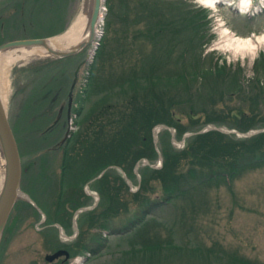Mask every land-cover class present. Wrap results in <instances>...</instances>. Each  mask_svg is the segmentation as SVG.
<instances>
[{"label": "trees", "instance_id": "1", "mask_svg": "<svg viewBox=\"0 0 264 264\" xmlns=\"http://www.w3.org/2000/svg\"><path fill=\"white\" fill-rule=\"evenodd\" d=\"M11 1L12 4H19V8L16 6L17 8L11 9L13 15L19 12L24 18H6V22L15 19L21 24L24 33L29 35L32 34L30 18L32 19V13L36 14L35 10L38 11L36 15L38 18L49 14L50 16H47L52 21L62 22L61 28L48 30L47 35L37 37H50L63 32L68 26L65 19L68 17L72 19V15L66 17L69 13V0ZM115 1L107 0L109 9L105 17V32L96 51L93 74L95 68L101 67V62L103 63L109 54L110 44H113L115 39L123 44L124 37H127L124 30L116 29L118 24L116 22L119 18L125 24L126 20L123 18H129L133 9L127 11L129 0H119L125 11L123 14L120 11L118 13ZM140 1L143 19L149 23L147 30L144 33L140 31L141 35L134 37V40L137 45L139 43L143 46L152 45V51L147 49L148 53L144 54L146 48L141 47L140 51L143 52L139 53L138 57H131L128 75L120 74L112 79L114 74L110 73L106 75V79L105 75L101 78V96L91 108L90 121L87 123L86 119L80 122L81 127L74 133L75 135L73 134V139L70 138L66 143L68 145L73 141L74 144H79L78 148L83 151L81 155H76L77 162L74 165L63 167L69 172L78 163L82 165L90 163L92 179L104 169L118 166L133 179L138 162L148 160L155 163L158 159L159 152L153 139V130L157 125L174 127L177 136L184 133L181 118L177 116L176 110L177 106L179 109L183 108L180 106L184 103L181 98L184 96L191 98V95L202 93V86L209 98L217 93L239 94L246 87L242 82L243 68L234 70L226 63L218 65L198 60L201 54L194 55L190 52L194 46L202 45V41L207 37V34H201V30L208 22L205 21V16L200 12L186 10L185 5L180 3H171L168 7L175 11L173 16L155 18V7L158 6L147 0ZM134 9H137V4ZM43 10L47 11L42 12ZM8 17L11 15L8 14ZM139 23L140 20L135 21L133 25ZM204 31L206 33V28ZM75 58L76 55L46 59L44 60L46 66L42 67H46L45 73H49L56 68L62 69ZM249 79L250 91L255 95H249L251 102L246 100L241 102L242 106L232 114L229 124L240 132L264 126V58H259L255 62L253 76ZM185 111L192 120L201 116L194 104H190ZM43 121V118L39 120L38 125ZM209 122L225 124L223 120L206 121ZM164 134L168 138L161 143L163 164L160 168L149 164L139 169L142 179L137 191H131L127 180L113 168L105 171L93 182V189L98 192L100 200L96 207L79 216L80 234L68 247L72 256L87 249L95 256L100 254L107 246L109 236L104 235V231L108 230L109 235L115 237L130 235L133 239L129 249L121 250L122 259L127 263L128 261L137 263L138 259L142 261L148 257L149 264H157L154 256L163 258L166 255L170 262L172 260L180 264L174 257L179 258L180 254L188 252L199 256L201 263L204 259V262L212 264H258L259 262L251 259L230 256L218 248L219 252L215 253V248L207 247L203 242L196 245L193 242L186 243V240L190 232H196L195 224L201 215L207 213L212 189L219 188L222 182L232 183L245 169L264 167V132L251 137L236 138V133L228 134L211 129L188 137L183 149H177L172 144L168 130ZM86 159L90 160L85 162ZM72 179L73 177L67 179L64 176L61 181L62 191L60 201L54 204L56 208L55 215L52 216L54 218L50 215L52 208L48 211V216L53 222H60L62 225L67 222L68 227H71L74 210L85 203L81 198L86 195L84 192L82 194L83 190H78L74 197L71 196V192L69 193L66 188L72 186ZM160 192L162 193L158 194ZM77 202L81 203L76 204ZM169 204H180L183 207L178 218L180 234L179 231L169 232L163 236L162 231L157 229L159 221L162 223L158 210ZM121 217L125 219V225L113 228V224ZM190 223L192 224L189 225ZM86 225L88 227H85ZM194 236L199 239V233Z\"/></svg>", "mask_w": 264, "mask_h": 264}, {"label": "rangeland", "instance_id": "2", "mask_svg": "<svg viewBox=\"0 0 264 264\" xmlns=\"http://www.w3.org/2000/svg\"><path fill=\"white\" fill-rule=\"evenodd\" d=\"M69 1V13L66 17L72 15V19L74 20L86 0ZM129 1V9L127 11L133 9V11L131 10L130 17L123 18V20H126L125 24L119 18L118 22H116L118 23L116 29L124 30L127 37H124L123 44L118 43L116 39L113 44H110L108 48L109 54L104 58V62H101L102 66L95 68L94 74L92 73V67L96 60V51L105 32V17L109 9L107 0L104 2L105 9L102 12L104 22L100 23L101 26H98L99 32L95 33L94 39L90 41L87 50L82 55L77 56L70 64L62 67V69L56 68L49 73H45L46 67H42L46 66L44 60L54 57H39L16 64L11 70V95L7 110L22 159L23 176L21 190L31 198V202L23 198L17 201L0 241V264H58L61 259L52 263L53 261L48 262L45 259V255L54 253L58 248L68 250L69 245L77 240V236L81 230L79 216L83 212L79 213L76 219L79 233L73 239L69 237L76 233L74 218L72 219L71 227H68L67 222H64L62 225L60 222H53L48 216V211L51 208V217L55 215L56 208L54 204L60 201L59 196L62 191L61 181L64 176L67 179L73 177V182L71 180L72 186L66 188L69 193L71 192L72 197H74L78 190H83L82 194L84 192L87 195H83L81 198L85 203L74 210V215L77 210L83 207H91L95 202L98 204L100 196L93 189L92 184L110 168L122 174L127 180L130 190L135 192L138 190L142 179L139 171L140 168L149 164L156 168L162 166L163 154L161 152V143L165 138H168L166 136L167 133L164 134L166 130L171 134V142L177 149L185 147L187 138L191 136L189 134H198L196 132L208 126L223 129L219 131L228 134L236 133L232 132V130L236 129L229 126L232 114L236 112L237 108L242 106V101L251 102L249 95H255V93L250 91L249 78L253 76L255 62L259 58H264V46L259 48L254 57L244 51H236L230 48L229 43H232L233 39L227 36L224 29L228 27L233 33L240 36L264 33V0H250V5L244 8L241 7L242 0H226L219 3L217 8L208 6L204 3V0H147L151 4L155 3L158 6V8L155 7V18L165 15L168 17L173 16L175 11H173L172 7H168L171 3H180L185 5L186 10L200 12L202 16H205V21L208 22L203 27V30H201V34H207V37L202 41V45L194 46L190 52L194 55L201 54V58H197L198 60L201 59L208 63H217L218 65L226 63L228 67H232L233 69L243 68L244 76H242V82L246 87L239 94L235 93L231 95L230 92H226L220 95L217 93L209 98L202 86V93L191 95V98L188 96L181 98L184 103L180 106L183 108L179 109V106H177L176 110L177 116L181 118L180 122L184 133L182 136H177V130L169 126L175 129L173 136L170 129L162 128V124L157 125L153 130V137L154 131H158V142L155 144L159 152L158 159L155 163L149 164L147 160L141 163L138 162L140 165L137 169L138 163L136 164L134 169L135 177L133 179L129 178L128 174L118 166L108 167L103 170L104 172L102 171L103 174L101 172L92 179H90V163H86L85 165L78 163L70 172L67 169H63L64 166L66 168V166L74 165L77 162L76 155H81L83 151L78 148L79 144H74L73 141L63 146L61 150L54 148L61 140L66 144L70 138L73 139L74 133L81 127L80 122H84L86 119H88L87 123L90 121L91 108L101 96V78L105 75L106 79V75H110V73L114 74L112 79L120 74L128 75L127 73L131 67V57H138V54L143 52V50L140 51L141 47L146 48L144 49V54L148 53L147 49H151L152 51L153 47L150 44L147 46L140 45V43L139 45L135 44L134 37L141 35L140 31L144 33L147 30L149 21L143 19L144 14L140 7L141 1ZM115 4L117 5V12L119 13L120 11L123 14L125 8L120 6L119 0H116ZM136 4L137 9H134ZM46 11L43 10L42 12ZM12 12L10 11L9 15L11 17L9 18H24L19 12L16 15H13L14 13ZM35 12L36 14L32 13V19L30 18L31 35L26 32L24 33L21 24L15 19L8 21L6 24L0 23V45L12 40L24 39L25 37L47 35L46 32L60 26V22L52 21L48 17L50 16L49 14L46 13L48 16L44 14L38 18L36 17L38 11L35 10ZM137 18L141 23L133 25L135 21H139ZM66 22H68V18ZM205 28L206 33L204 31ZM189 58L191 59L190 55ZM84 60H87V62L83 64L79 71V79L74 90L71 118L67 120L64 109L63 113L57 117L60 106H67L68 92L74 78L73 73L76 67ZM190 104H194L201 115L196 120L190 119L185 111ZM42 118L44 120L43 123L38 125V121ZM209 119L214 121L223 120L225 124L206 123ZM58 121L59 123H57L56 127L50 130L55 122ZM41 127L42 129H39ZM69 127L71 129L68 135H66L65 132ZM259 128H264V126L251 130L256 131ZM245 132L239 131L238 133ZM238 133H236V138L245 137L240 136L241 134ZM185 135L187 136L184 137ZM153 139L155 143V138ZM67 149L69 150L68 152L66 151ZM65 155H67V158H65ZM0 157V162L3 165H1L2 169L0 167V170H2L3 174L5 171V160L1 147ZM87 160L90 159H86L85 162ZM72 174L73 176L71 177ZM221 184L219 188L212 189L209 200L210 206L207 213L201 215L198 219V223L195 224L197 226L196 232L189 233L190 239L187 238L186 243L193 242L198 245L203 242L207 247L215 248V253H218L219 250H224L230 256H240L257 261L259 262L258 264H264V167L245 169L242 175L237 177L232 183L224 184L222 182ZM79 203L81 202H77L76 204ZM182 210L183 207L180 204L165 205L158 210L162 223L159 221L157 229L162 231L163 236L168 235L169 232L173 233L180 230L178 218L181 216ZM46 224L59 225L65 236H62L60 229L58 230L54 226L48 229H51V232L58 231L63 241L57 235L44 241V235L40 234L37 228L44 227ZM124 225L125 219L121 217L116 220L112 227L118 228ZM85 227L88 226L86 225ZM104 232V235H108L109 239L107 246L100 254L95 256L90 252V249H87L74 256L71 254L67 264L150 263L148 257L143 258L142 261L138 259L137 263H130L131 261L127 263V261H124L121 250L125 248L129 249V244L133 240L131 236L115 237L114 235H109L108 230ZM196 233H199V239L195 238L194 235ZM88 239L90 245V230L88 232ZM171 256L173 255L171 254ZM163 258L154 256V259H157V264H179L172 260L170 262V259L167 260L166 255ZM174 258H177L180 264H212L204 262V259H202L201 263L199 256L188 252L180 254L179 258Z\"/></svg>", "mask_w": 264, "mask_h": 264}, {"label": "water", "instance_id": "3", "mask_svg": "<svg viewBox=\"0 0 264 264\" xmlns=\"http://www.w3.org/2000/svg\"><path fill=\"white\" fill-rule=\"evenodd\" d=\"M104 2L105 0H90V17H89L90 18L89 19L90 34H91L90 40L87 43L81 44L79 47H76L70 50H58V49L54 50L49 47L48 50L50 51V53L53 54L52 57L59 59V58L72 56L76 54L80 49H82L86 44H89L92 39H94L99 23L104 21V15L102 13ZM47 39L48 38H38L37 37V38H24V39H16V40L8 41L0 45V51L11 49V48L39 46V45L44 44L47 41ZM86 62L87 60L82 61L77 66L76 70L74 71V78H73L70 91H69V102H68L69 111H70V108L72 107V103L74 99V90L76 88V85L79 79V71L81 67L83 66V64H85ZM161 127L164 129H170L174 136V132H175L174 128H170L169 126L165 124H162ZM70 129L71 127L68 128L66 135H68ZM210 129L223 130L215 126H208L205 129L199 130V132H196V133L206 132ZM232 132H236V131L232 130ZM260 132H264V128H260L256 131L250 130L248 132L238 133V134H241L240 136L251 137L254 134H257ZM192 134L194 133H191L189 135H192ZM186 136L187 135H185L184 137ZM154 138H155V144H157L158 131L157 132L154 131ZM0 147H1L3 157L5 159L4 179H3L2 189L0 191V241H1L5 227L9 221L10 215L17 201L23 198L31 202V198L21 190V183H22V176H23L21 154L19 151V146H18V142L15 136L14 130H13V126L10 121L8 110L1 100H0ZM147 163H149V161H147ZM139 165L140 164L138 163L136 166L137 169L139 168ZM96 205H97V202H95V204L91 207H83L75 212L73 220H74V226L76 228V233L70 236L69 238L72 239L75 236H77L79 233V228L77 227V224H76L77 223L76 219L79 213L93 209ZM58 227L59 229H61L59 225ZM63 236L65 235L63 234ZM63 255H65L67 259L70 257V253L68 250L59 249L52 254H46L45 259L49 262H52Z\"/></svg>", "mask_w": 264, "mask_h": 264}, {"label": "bare ground", "instance_id": "4", "mask_svg": "<svg viewBox=\"0 0 264 264\" xmlns=\"http://www.w3.org/2000/svg\"><path fill=\"white\" fill-rule=\"evenodd\" d=\"M224 1L226 0H204V3L213 8H217L218 4ZM249 5L250 0L241 1V7L244 8ZM89 17L90 0H86L81 11L66 32L48 37L47 41L39 46L11 48L0 51V100L6 108L11 95L10 74L14 65L27 62L33 58L52 57L53 54L48 50L49 47L54 50H70L87 43L91 38ZM224 32L228 37L233 39L232 43H229L230 48L236 51H244L252 57H254L260 47L264 46V33L240 36L233 33L228 27H225ZM1 165L0 162V167ZM3 179L4 173L2 174V170H0V191L2 189Z\"/></svg>", "mask_w": 264, "mask_h": 264}, {"label": "flooded vegetation", "instance_id": "5", "mask_svg": "<svg viewBox=\"0 0 264 264\" xmlns=\"http://www.w3.org/2000/svg\"><path fill=\"white\" fill-rule=\"evenodd\" d=\"M13 2H15V0H13ZM18 7L19 8V4L18 3H14V4H12V1L11 0H0V23L1 24H6L7 22H5L6 20V18H9L8 16H7V14H9L10 13V11H11V9L13 8V7ZM16 7V8H17ZM17 11V10H16ZM65 20H67V18L65 19ZM73 19H71V18H69L68 17V26H67V28L63 31V32H60V33H57V34H55V35H58V34H61V33H64V32H66L67 30H68V28L72 25V23H73V21H72ZM58 22H60V26H57V28L59 29V28H61L62 27V22L61 21H58ZM57 28H55V29H57ZM54 29V30H55ZM52 36H54V35H52ZM26 38V37H25ZM28 38H37V37H28ZM38 38H44V37H38ZM5 42V41H4ZM3 43V42H2ZM88 45L89 44H86L82 49H80L75 55H76V57L77 56H79V55H82L86 50H87V47H88ZM77 68V67H76ZM76 70V69H75ZM71 87V86H70ZM69 91H70V88H69ZM68 102H69V92H68ZM65 110V112H66V116H67V120H69V118H71V113H72V109H73V104H72V107L70 108V111H69V104L67 103V106L66 107H63V105H61L60 106V108H59V112H58V115H57V117H59L60 115H61V113H63V111ZM70 116V117H69ZM57 123H59V121L58 122H55V124L50 128V130H53L54 129V127H56V125H57ZM49 130V131H50ZM67 131H68V129L66 130V132H65V134L67 133ZM65 136V135H64ZM64 138V137H63ZM62 138V139H63ZM66 144H64V142H62V140L56 145V147L54 148V149H63V146H65ZM60 171H62V170H60ZM52 226H54V227H56L57 229H58V227H57V225L56 224H46L44 227H40V228H37L38 230H39V232H40V234L42 233V235H44V241L45 240H47L48 238L49 239H51V237H53V236H55V235H57V237L61 240L62 239V237H61V235H60V233L58 232V231H54V232H51L50 230L51 229H48L49 227H52ZM59 230V229H58ZM61 241H63V240H61ZM59 249H61V248H58L57 250H59ZM56 250V251H57ZM69 251V250H68ZM69 253H70V257H71V252L69 251ZM70 257L67 259L66 258V256L65 255H63L62 257H60V258H58V259H56L55 261H58L59 259H61L60 261H59V263L58 264H67V262H68V260L70 259ZM55 261H53L52 263H54Z\"/></svg>", "mask_w": 264, "mask_h": 264}]
</instances>
